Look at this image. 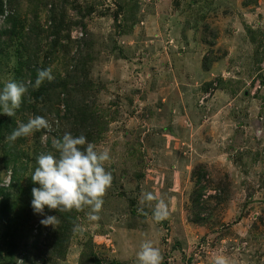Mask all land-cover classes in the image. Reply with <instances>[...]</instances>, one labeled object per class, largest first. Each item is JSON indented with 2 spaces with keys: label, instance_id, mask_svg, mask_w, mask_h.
Instances as JSON below:
<instances>
[{
  "label": "rangeland",
  "instance_id": "374dc122",
  "mask_svg": "<svg viewBox=\"0 0 264 264\" xmlns=\"http://www.w3.org/2000/svg\"><path fill=\"white\" fill-rule=\"evenodd\" d=\"M0 2V87L28 86L0 115V264H138L145 240L162 264H264V0ZM35 116L52 131L6 141ZM66 132L109 151L112 183L99 219L52 210L55 229L30 175Z\"/></svg>",
  "mask_w": 264,
  "mask_h": 264
},
{
  "label": "clouds",
  "instance_id": "9594fccd",
  "mask_svg": "<svg viewBox=\"0 0 264 264\" xmlns=\"http://www.w3.org/2000/svg\"><path fill=\"white\" fill-rule=\"evenodd\" d=\"M45 80L52 82L54 76L50 68L38 69L35 87H39ZM28 91L25 82L9 80L0 87V115L14 117L16 110L21 107L23 98ZM52 131L48 119L42 116L30 118L27 123H21L6 141L14 143L20 137H26L33 132ZM48 137H41L42 143H47ZM51 146L54 151L42 152L36 157V167L30 175L34 184L32 188L31 207L33 213L42 217L40 224L44 227H56L60 220L57 215L48 212H79L89 209L88 219H99L106 190L111 186L112 175L106 171V163L110 160L108 150H97L96 146L88 142L83 135L73 136L64 133L60 138H53ZM157 199L153 194L145 195L146 201ZM47 209V211H46ZM169 211L163 199L153 209V219L156 222L166 220ZM138 264H162V256L151 240L141 243L136 253ZM212 264H230L224 255H215Z\"/></svg>",
  "mask_w": 264,
  "mask_h": 264
},
{
  "label": "trees",
  "instance_id": "16d2710c",
  "mask_svg": "<svg viewBox=\"0 0 264 264\" xmlns=\"http://www.w3.org/2000/svg\"><path fill=\"white\" fill-rule=\"evenodd\" d=\"M3 12V4L0 2V13ZM206 67V66H204ZM33 77H36V72H33L32 74ZM30 93L37 96V97H42L43 95H46L48 96V91L46 89H42L40 88L38 91L36 90H30ZM44 93V94H43ZM58 97V95H55ZM200 182V178L198 177L197 179V183ZM201 195V190L199 189L198 191H194V196L196 197V199H198ZM197 200H195V203H196Z\"/></svg>",
  "mask_w": 264,
  "mask_h": 264
}]
</instances>
